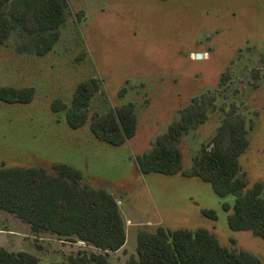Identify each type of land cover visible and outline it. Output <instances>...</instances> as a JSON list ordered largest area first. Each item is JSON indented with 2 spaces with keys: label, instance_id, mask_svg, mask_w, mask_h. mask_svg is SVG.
Returning <instances> with one entry per match:
<instances>
[{
  "label": "rangeland",
  "instance_id": "rangeland-1",
  "mask_svg": "<svg viewBox=\"0 0 264 264\" xmlns=\"http://www.w3.org/2000/svg\"><path fill=\"white\" fill-rule=\"evenodd\" d=\"M68 1L61 38L47 56L19 52L17 35L0 46V87L36 91L28 105L0 101V164L49 172L69 165L83 173L86 184L116 196L127 243L110 254L112 264L137 260L138 233L159 227L205 229L224 247L264 264V240L228 226L235 196L219 197L198 178L144 175L137 164L190 106L204 105L205 123L180 141L183 169L192 168L225 119L238 118L250 142L241 158L242 174L249 188L264 184V0ZM92 79L99 91L90 115L135 106L137 134L121 147L96 139L89 124L72 129L65 114L53 110L56 101L71 106L78 85ZM205 210L215 211L218 219L206 218ZM0 246L33 254L40 264L96 251L51 234L35 237L28 224L5 212Z\"/></svg>",
  "mask_w": 264,
  "mask_h": 264
},
{
  "label": "trees",
  "instance_id": "trees-1",
  "mask_svg": "<svg viewBox=\"0 0 264 264\" xmlns=\"http://www.w3.org/2000/svg\"><path fill=\"white\" fill-rule=\"evenodd\" d=\"M70 6L68 0H0V46L17 35L18 51L37 57L50 54L61 38ZM226 78L223 76L222 81ZM99 91L96 79L78 85L71 106L56 101L53 110L63 112L68 125L79 130L89 124L101 142L121 147L138 131L135 106L127 104L105 114L90 115L91 102ZM33 87H0V101L10 105L33 102ZM207 118L204 105H192L181 120L159 136L152 150L137 157L144 175H181L209 184L219 197L235 196L228 226L234 232H252L264 240V184L249 188L242 174L241 158L250 142L245 122L227 118L210 144L203 145L191 169H183L180 141ZM226 212L231 211L224 204ZM15 215L28 224L35 237L51 234L61 241L95 249L80 250L68 261L52 264H112L109 256L127 243L126 222L116 196L85 183L83 173L69 165L44 168H8L0 164V213ZM206 218L217 220L215 211L205 210ZM137 255L129 264H263L247 253L224 247L205 229L190 231L159 227L155 232L138 233ZM41 249L40 246H38ZM0 264H40L37 256L11 252L0 246Z\"/></svg>",
  "mask_w": 264,
  "mask_h": 264
},
{
  "label": "water",
  "instance_id": "water-1",
  "mask_svg": "<svg viewBox=\"0 0 264 264\" xmlns=\"http://www.w3.org/2000/svg\"><path fill=\"white\" fill-rule=\"evenodd\" d=\"M202 58H203V55L202 54H198L197 55V59H202ZM80 244L85 245L84 242H80Z\"/></svg>",
  "mask_w": 264,
  "mask_h": 264
}]
</instances>
